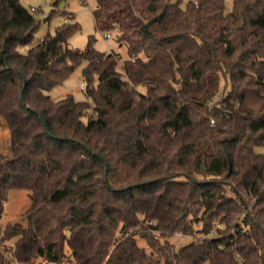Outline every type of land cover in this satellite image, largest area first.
<instances>
[{
    "label": "trees",
    "instance_id": "trees-1",
    "mask_svg": "<svg viewBox=\"0 0 264 264\" xmlns=\"http://www.w3.org/2000/svg\"><path fill=\"white\" fill-rule=\"evenodd\" d=\"M60 1L34 43L31 8L0 0V220L10 189L31 197L0 264H264V0H97L121 68L94 35L69 46ZM81 64L90 100L53 99Z\"/></svg>",
    "mask_w": 264,
    "mask_h": 264
},
{
    "label": "rangeland",
    "instance_id": "rangeland-1",
    "mask_svg": "<svg viewBox=\"0 0 264 264\" xmlns=\"http://www.w3.org/2000/svg\"><path fill=\"white\" fill-rule=\"evenodd\" d=\"M24 5L31 8L35 7L37 10L32 11L35 17L40 21L39 29L35 35L34 43L38 42L47 32L53 33L55 28L62 24L67 16L64 12H57L52 15L55 0H22ZM65 2L64 6L61 5ZM179 1L181 6H185L188 0H174ZM97 0H61L59 2L60 9L66 12H73L75 15V20L80 23L81 29L75 32L69 39V46L73 48H84L89 42V37L91 35L95 36L94 46L101 51H111L115 50L120 52L122 55V60L120 61L118 67H122V62L124 59L128 58V52L126 45L120 46L116 40L118 35V30L114 29L107 32H99L96 29L95 19L93 15V8L96 5ZM50 15V16H49ZM105 33H110L109 37H106ZM83 64L77 66L74 72L61 84L55 86L50 90L49 94L53 99H60L65 97L67 94H72L76 100H90L85 94L84 89V79L82 76ZM141 91H145V86H139ZM10 135V130L0 119V149L3 152H8V139ZM256 150L264 153V145H259ZM31 203V197L27 190L12 188L8 193V200L5 203V209L0 220V249H11L14 239H4L2 238L4 229L8 224L21 222L26 225L27 222L21 219V214L27 209ZM196 228L201 227V223L195 224ZM197 235H174L170 239L176 247L182 244L188 243L196 239ZM141 244H145L143 240H139ZM6 255L11 259L10 264H19L12 259V254L9 250L6 251ZM36 262L40 264H47L46 260L42 258L36 259ZM70 263L66 260V264ZM71 264V263H70Z\"/></svg>",
    "mask_w": 264,
    "mask_h": 264
},
{
    "label": "built area",
    "instance_id": "built-area-1",
    "mask_svg": "<svg viewBox=\"0 0 264 264\" xmlns=\"http://www.w3.org/2000/svg\"><path fill=\"white\" fill-rule=\"evenodd\" d=\"M37 9L35 8V7H31V11H36ZM106 34V37H109L110 36V33H105ZM176 235H181V236H183V234H182V232H180V231H178L177 233H176ZM47 262V261H46ZM65 262V261H64Z\"/></svg>",
    "mask_w": 264,
    "mask_h": 264
},
{
    "label": "water",
    "instance_id": "water-1",
    "mask_svg": "<svg viewBox=\"0 0 264 264\" xmlns=\"http://www.w3.org/2000/svg\"><path fill=\"white\" fill-rule=\"evenodd\" d=\"M64 4H65V2L63 1V2L61 3V5L64 6Z\"/></svg>",
    "mask_w": 264,
    "mask_h": 264
}]
</instances>
